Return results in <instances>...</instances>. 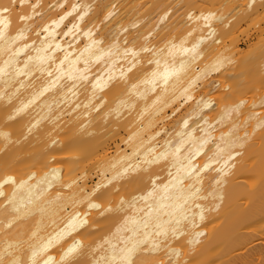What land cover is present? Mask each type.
Wrapping results in <instances>:
<instances>
[{
	"label": "bare ground",
	"instance_id": "bare-ground-1",
	"mask_svg": "<svg viewBox=\"0 0 264 264\" xmlns=\"http://www.w3.org/2000/svg\"><path fill=\"white\" fill-rule=\"evenodd\" d=\"M0 264H264V0H0Z\"/></svg>",
	"mask_w": 264,
	"mask_h": 264
},
{
	"label": "rangeland",
	"instance_id": "rangeland-1",
	"mask_svg": "<svg viewBox=\"0 0 264 264\" xmlns=\"http://www.w3.org/2000/svg\"><path fill=\"white\" fill-rule=\"evenodd\" d=\"M239 35H240L239 41H240V43L242 45L241 46V49H246L247 48L246 45L252 42V40H249V37L250 38H253L254 37L253 31L252 30L249 31L247 29H244V32H241Z\"/></svg>",
	"mask_w": 264,
	"mask_h": 264
}]
</instances>
